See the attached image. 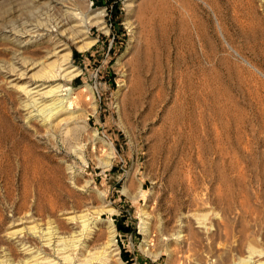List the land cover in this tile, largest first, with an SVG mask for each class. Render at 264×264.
Returning a JSON list of instances; mask_svg holds the SVG:
<instances>
[{"label": "rangeland", "instance_id": "obj_1", "mask_svg": "<svg viewBox=\"0 0 264 264\" xmlns=\"http://www.w3.org/2000/svg\"><path fill=\"white\" fill-rule=\"evenodd\" d=\"M43 1L31 7L26 0H0V31L43 13ZM125 2L84 0L83 9H105L108 29L89 27L96 39L90 49L79 51L63 37L80 70L67 82L76 89L72 97L78 92L82 98L70 109L80 123L86 121V127L79 126V144L73 141L72 147L62 138L64 125L44 137L27 123L23 95L5 84L1 72L11 51L0 40V234L10 202L23 193L34 195L44 208L51 202L75 204L80 198L67 178L73 172L81 184L88 180V201L112 208L93 222L113 221L114 242L125 264H165L164 248L157 258L141 249L145 207L177 216L192 212V197L208 191L223 199L228 195L220 203L243 199L254 210L248 213L252 217L233 221L225 231L229 235L190 248L188 264H245L249 252L237 234L241 223L249 228L252 219L256 224L251 229L260 241L252 246L264 253V0H138L129 20ZM82 84L91 90H81ZM67 93L59 97L65 101ZM105 143L112 145L113 157L100 166L98 159H107ZM230 164L243 167L240 180H229ZM139 185L137 197L124 191L127 186L133 195ZM106 239L104 234L95 244ZM223 256L227 261L220 262Z\"/></svg>", "mask_w": 264, "mask_h": 264}, {"label": "bare ground", "instance_id": "obj_2", "mask_svg": "<svg viewBox=\"0 0 264 264\" xmlns=\"http://www.w3.org/2000/svg\"><path fill=\"white\" fill-rule=\"evenodd\" d=\"M137 1L126 0L127 20L132 17ZM83 2L84 0H47L44 3L45 7L40 5V7H44L43 13L37 8L41 12L38 16L34 13L36 18L34 17L30 21L26 18L27 21L22 20L23 22L17 25L6 22L11 25L6 26L4 24L5 28L0 31V40L3 41L4 45L9 46L11 51V60H8V63L5 60L2 61L6 65H1V72L5 78V84L14 92L23 95L20 99L22 100L20 105L23 107L22 111L25 112L24 118L31 128L35 129L33 130L36 135L44 137L54 135L64 125L61 135L68 147L73 146V141L79 144L81 133H79V126H85L86 121L81 115L82 122L80 123L78 116L70 109L74 103H79L82 98L78 92L76 96L72 97L76 89H73L67 82L73 81L79 75L80 70L72 64L73 54L69 43L63 37L71 39L77 50L85 51L96 42V39L88 34L90 26H96L105 32L108 31L104 21L105 9L103 7L83 9ZM26 3L31 4V7H37V3L40 2L39 0H26ZM3 10V13L7 15V10ZM10 16L12 17V15ZM131 23L130 25H132ZM122 63L119 62L118 64ZM122 81H125V76ZM45 83L48 85L42 87ZM79 87L81 90L84 88L91 90L88 84H82ZM63 91L68 92L65 101L59 97ZM38 118L42 122L40 125L45 129L44 133L41 132L43 131L40 129L42 127L39 128L35 124ZM106 147L108 148L107 159L99 158L97 163L100 166L108 165L113 157L112 145L107 143ZM82 148L83 145H80L75 152L80 155ZM228 171L230 172L228 178L231 182L235 177L238 180L242 178L243 167L241 165L230 164ZM67 178L71 192L80 198L71 207L51 202L47 208H44L40 206L34 195L28 193H23L16 203L10 202L11 214L4 217V225L6 226L3 233L0 234V264H125L114 242L116 228L113 221L107 219L100 224L93 222L95 218L100 219L103 213L112 208L104 204L94 206L88 201L86 197L88 195L86 191L89 184L88 180L81 184L73 172ZM141 190L142 185H139L136 193L132 195L127 186L124 187V191L132 198L137 197ZM208 192L203 193V196L193 194L197 197L195 199L192 197V203L189 204H192L190 205L192 208L195 206V209H192L191 212L189 207L190 210L173 217L155 211V205L150 206L151 210L145 207L143 209L145 217L142 221L144 240L141 249L153 258H157L164 248L165 264H188L186 253L190 248L204 242L214 243L220 235H224L223 233L232 226L233 221H237V219L242 221L245 215H252L250 211L254 210V207L249 210L246 207L247 203L242 201L243 199L239 203L233 202L232 205L227 202L220 203L218 201H223L225 198L227 200L228 195L223 199L220 193L214 195L213 192L211 195ZM252 192L254 193V191ZM97 195L101 200H104L103 194L97 193ZM253 213L255 212L253 211ZM251 220L248 221L249 228L241 222L240 228L238 226L239 230L235 226L241 242L248 245V258L252 260L242 262L245 264H264L262 249L257 246V249H260L257 250L256 247L252 246L253 244L256 246L255 243L260 240L255 239L256 236L259 237V233L252 231L253 222L250 223ZM253 225L256 224L253 223ZM235 230H230V233L234 234ZM225 233L229 235L228 232ZM104 234L107 239L95 244ZM233 238L235 239L234 235ZM240 240L238 239V244L233 241V245L235 243L239 245ZM220 243L223 244V242ZM213 248L215 247L213 246L211 249ZM237 251H241L240 247ZM228 254L230 255V253ZM240 258L242 257L240 256ZM225 261L227 258L223 256L220 262Z\"/></svg>", "mask_w": 264, "mask_h": 264}, {"label": "trees", "instance_id": "obj_3", "mask_svg": "<svg viewBox=\"0 0 264 264\" xmlns=\"http://www.w3.org/2000/svg\"><path fill=\"white\" fill-rule=\"evenodd\" d=\"M125 260H128L127 258Z\"/></svg>", "mask_w": 264, "mask_h": 264}]
</instances>
